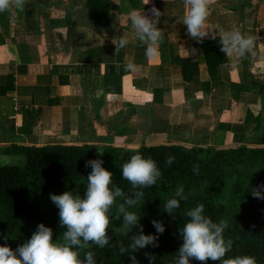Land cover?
Listing matches in <instances>:
<instances>
[{"label":"crops","instance_id":"obj_1","mask_svg":"<svg viewBox=\"0 0 264 264\" xmlns=\"http://www.w3.org/2000/svg\"><path fill=\"white\" fill-rule=\"evenodd\" d=\"M152 3L163 38L151 58L129 18L152 7L144 0H110L96 23L90 0H26L23 11L0 12V84L15 76V89L0 94V148L264 147V0H209L210 34L238 28L257 38L254 54L227 56L215 74L181 22L184 0ZM120 35L129 44L116 51ZM183 57L197 60L195 80L184 79ZM128 62L140 71L126 72Z\"/></svg>","mask_w":264,"mask_h":264},{"label":"trees","instance_id":"obj_2","mask_svg":"<svg viewBox=\"0 0 264 264\" xmlns=\"http://www.w3.org/2000/svg\"><path fill=\"white\" fill-rule=\"evenodd\" d=\"M110 0H90L89 20L92 23L107 20ZM195 48H203L207 69L215 74L228 57L220 51L219 39L204 38L196 42ZM182 74L186 81L195 80L200 69L197 60L181 58ZM15 89V76L11 74L4 84H0V94ZM263 92V86H259ZM33 118L34 114H31ZM27 121V120H26ZM34 123V121H33ZM89 144H47L42 146L12 145L0 148V154L15 159L16 162L0 163V244L12 249L29 239L40 223L53 229V239L62 240L66 230L59 222L56 205L42 209L35 195L40 192L63 194L73 191L83 195L87 176L91 168L85 162L102 159L104 167L113 173V182L125 193L132 186L122 177L123 163L136 152L156 161L162 177L156 185L144 189V196L131 211L141 216L140 223L145 234H155L152 220H163L165 232L159 235V246L140 249L133 253L140 264H174L178 250L183 243L180 229L188 217L187 211L198 204L205 205V214L214 222L224 220L228 223L225 238L233 241V248L227 256L251 255L258 264H264V200L252 195V189L264 183V147L217 148L179 144H160L142 146L128 151L109 146L98 152ZM169 155L175 157L171 166L166 164ZM199 166V174L193 166ZM178 185H183L187 200L181 201L180 208L173 216L163 211L164 203L171 198ZM122 198H117L110 215L118 214ZM122 220H113L108 229L112 237L110 245L101 249L91 246L80 250L81 258L85 252L92 251L97 264H130V257L119 252L121 244L130 242L133 233L120 228ZM6 238V239H5ZM192 264L204 262L192 260ZM206 264H219L208 260Z\"/></svg>","mask_w":264,"mask_h":264},{"label":"clouds","instance_id":"obj_3","mask_svg":"<svg viewBox=\"0 0 264 264\" xmlns=\"http://www.w3.org/2000/svg\"><path fill=\"white\" fill-rule=\"evenodd\" d=\"M185 14L182 24L186 26L187 34L198 43L204 38L219 39L220 51L229 57L237 59L254 54L256 37L243 33L238 28L219 31V36L210 34L206 30L209 16V0H184ZM26 0H0V12L15 8L23 11ZM152 4L147 11L132 9L129 12L130 23L134 28L136 39L146 45V56L151 58L158 51V44L162 41L163 33L159 27L161 11L152 3L144 0V6ZM116 27V25H114ZM116 51L128 46L129 39L120 35L112 41ZM126 72L136 73L140 68L134 62L124 65ZM175 157L169 155L166 164L171 166ZM102 159H91L85 162V168H91L87 176L86 189L81 195L73 191L63 194H50L51 201L58 208L59 222L66 230L62 240L53 239V229L40 223L31 237L15 249L0 244V264H97L92 251H87L81 258L80 250L91 246L101 249L110 245L112 239L108 229L113 220H122L120 228L131 235L130 242L120 245L119 252L130 257V264H140L133 253L148 246H159V235L165 232L163 220H152L156 229L155 234H145L140 223L141 216L130 209L134 208L144 196V189L157 184L162 177V171L156 161L136 152L123 163L121 174L132 188L125 193L113 182L112 171L106 169ZM193 172L199 174V166H193ZM252 195L264 200V183L252 189ZM117 198H122L118 214L110 215V210ZM187 200L183 185L176 187L174 195L163 206V211L173 216L180 208L181 201ZM188 219L184 223L180 234L183 240L178 250L174 264H192V260L206 264L210 259L219 264H258L251 255L227 256L233 248V241L225 238L228 223L224 220L214 222L205 214V205L198 204L186 213ZM3 234H0L2 236ZM6 239V238H5Z\"/></svg>","mask_w":264,"mask_h":264},{"label":"rangeland","instance_id":"obj_4","mask_svg":"<svg viewBox=\"0 0 264 264\" xmlns=\"http://www.w3.org/2000/svg\"><path fill=\"white\" fill-rule=\"evenodd\" d=\"M15 159L4 154H0V163H11L16 162ZM54 192H40L35 195V199L39 202L42 209H48L55 204L50 199V194ZM56 194V193H54Z\"/></svg>","mask_w":264,"mask_h":264}]
</instances>
